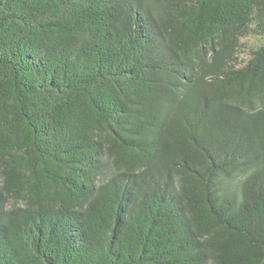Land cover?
<instances>
[{
	"label": "trees",
	"instance_id": "16d2710c",
	"mask_svg": "<svg viewBox=\"0 0 264 264\" xmlns=\"http://www.w3.org/2000/svg\"><path fill=\"white\" fill-rule=\"evenodd\" d=\"M0 264H264V0H0Z\"/></svg>",
	"mask_w": 264,
	"mask_h": 264
}]
</instances>
